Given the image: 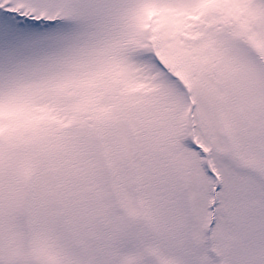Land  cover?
Returning a JSON list of instances; mask_svg holds the SVG:
<instances>
[{"label": "snow or ice", "instance_id": "1", "mask_svg": "<svg viewBox=\"0 0 264 264\" xmlns=\"http://www.w3.org/2000/svg\"><path fill=\"white\" fill-rule=\"evenodd\" d=\"M0 264H264V0H0Z\"/></svg>", "mask_w": 264, "mask_h": 264}]
</instances>
